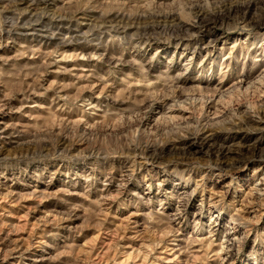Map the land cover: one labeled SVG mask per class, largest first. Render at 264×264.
I'll list each match as a JSON object with an SVG mask.
<instances>
[{
    "label": "rangeland",
    "instance_id": "374dc122",
    "mask_svg": "<svg viewBox=\"0 0 264 264\" xmlns=\"http://www.w3.org/2000/svg\"><path fill=\"white\" fill-rule=\"evenodd\" d=\"M0 264H264V0H0Z\"/></svg>",
    "mask_w": 264,
    "mask_h": 264
},
{
    "label": "bare ground",
    "instance_id": "6f19581e",
    "mask_svg": "<svg viewBox=\"0 0 264 264\" xmlns=\"http://www.w3.org/2000/svg\"><path fill=\"white\" fill-rule=\"evenodd\" d=\"M222 154V153H221Z\"/></svg>",
    "mask_w": 264,
    "mask_h": 264
}]
</instances>
